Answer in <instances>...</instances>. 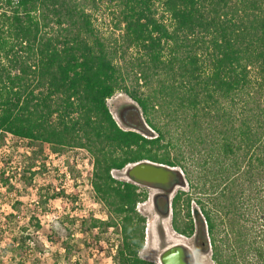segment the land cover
<instances>
[{
	"label": "trees",
	"instance_id": "16d2710c",
	"mask_svg": "<svg viewBox=\"0 0 264 264\" xmlns=\"http://www.w3.org/2000/svg\"><path fill=\"white\" fill-rule=\"evenodd\" d=\"M104 4L118 11L119 38L95 24ZM118 92L142 119L128 130L108 105ZM7 135L39 144L36 156L44 145L91 154L109 216L81 225L96 242L119 234L114 264H158L140 255L147 191L113 176L142 161L183 175L188 190L167 205L176 233L197 237L215 264H264V0H0ZM18 248L23 257L28 245Z\"/></svg>",
	"mask_w": 264,
	"mask_h": 264
},
{
	"label": "rangeland",
	"instance_id": "374dc122",
	"mask_svg": "<svg viewBox=\"0 0 264 264\" xmlns=\"http://www.w3.org/2000/svg\"><path fill=\"white\" fill-rule=\"evenodd\" d=\"M104 5L99 11H90L95 24L104 37L119 38L122 32L116 28L118 11ZM108 105L124 129H131L129 124L142 121L137 110L134 111L138 106L122 92L109 99ZM40 148L39 144L11 135L0 142V264H114L112 257L120 243L119 234L111 229L96 242L81 225L82 219L105 220L109 216L92 186L91 154L79 148L54 153L51 146L44 145L46 154L36 156ZM130 167L113 171V176L130 181ZM32 172L36 173L33 180L25 181L24 177L29 178ZM180 179L183 180V175ZM140 187L149 196L137 206L147 218L141 257L158 263L167 248L183 244L191 249L194 264H215L211 252L199 248L197 237L187 238L172 229L171 210L167 211V205L178 190H188L187 184L167 190L157 186ZM53 194L58 196L51 198ZM37 221L41 228L34 226ZM49 234H54L52 240ZM66 244L70 245L69 250ZM22 245H28L23 257L18 248Z\"/></svg>",
	"mask_w": 264,
	"mask_h": 264
},
{
	"label": "water",
	"instance_id": "95a60500",
	"mask_svg": "<svg viewBox=\"0 0 264 264\" xmlns=\"http://www.w3.org/2000/svg\"><path fill=\"white\" fill-rule=\"evenodd\" d=\"M128 176L130 181L143 186H157L164 189L177 185L176 181L182 176L177 168L142 161L130 165ZM191 249L183 244L167 248L161 255L158 264H194Z\"/></svg>",
	"mask_w": 264,
	"mask_h": 264
}]
</instances>
